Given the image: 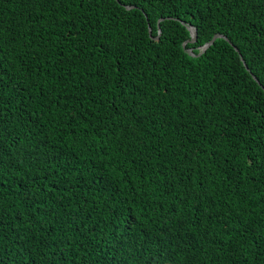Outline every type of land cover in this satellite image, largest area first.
I'll use <instances>...</instances> for the list:
<instances>
[{
	"label": "trees",
	"instance_id": "1",
	"mask_svg": "<svg viewBox=\"0 0 264 264\" xmlns=\"http://www.w3.org/2000/svg\"><path fill=\"white\" fill-rule=\"evenodd\" d=\"M0 264H264V0H0Z\"/></svg>",
	"mask_w": 264,
	"mask_h": 264
},
{
	"label": "water",
	"instance_id": "2",
	"mask_svg": "<svg viewBox=\"0 0 264 264\" xmlns=\"http://www.w3.org/2000/svg\"><path fill=\"white\" fill-rule=\"evenodd\" d=\"M131 8H133V7H126V9H131ZM163 19H161L160 21H162ZM188 30H189V32H190V40L189 41H186L185 43H183V45H182V47L183 48H185V45L187 44V43H194L195 41H196V37H197V35H196V30H195V28H193V27H188ZM217 38H222V39H224V40H226V41H228L224 36H222V35H219V34H217V35H214L213 36V38L209 41V42H207L202 48H201V51H200V54H202L208 47H210L212 44H213V42L217 39ZM229 42V41H228ZM230 43V42H229ZM235 49V51L238 53V50L236 49V48H234ZM187 53L190 55V56H194L193 55V53H192V50L191 49H188L187 50ZM240 56V55H239ZM240 60L243 62V60H242V58H241V56H240ZM245 65V64H244ZM255 80H256V78L255 77H253ZM256 82L258 83V81L256 80Z\"/></svg>",
	"mask_w": 264,
	"mask_h": 264
}]
</instances>
